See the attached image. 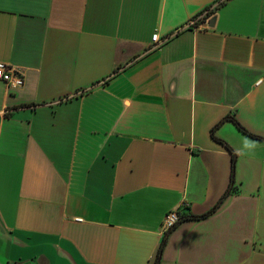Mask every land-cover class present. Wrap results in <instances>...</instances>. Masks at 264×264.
Here are the masks:
<instances>
[{"label":"crops","instance_id":"obj_1","mask_svg":"<svg viewBox=\"0 0 264 264\" xmlns=\"http://www.w3.org/2000/svg\"><path fill=\"white\" fill-rule=\"evenodd\" d=\"M0 61V264H153L229 187L158 264H264V0H0Z\"/></svg>","mask_w":264,"mask_h":264},{"label":"built area","instance_id":"obj_2","mask_svg":"<svg viewBox=\"0 0 264 264\" xmlns=\"http://www.w3.org/2000/svg\"><path fill=\"white\" fill-rule=\"evenodd\" d=\"M210 11L211 10L208 9L203 13L199 14L198 16L192 18L188 22V25L195 27H202L203 25L205 26L206 22L202 19ZM151 40L155 43V45L161 42L157 33L152 34ZM0 81L5 82L8 87H21L24 83L23 73L20 70L14 68L13 66L0 61ZM259 82L260 80L258 81V83ZM184 208H187L186 203H182L180 206L170 209L164 215L160 224V231L162 234H165L170 231L180 221L181 216L184 213Z\"/></svg>","mask_w":264,"mask_h":264},{"label":"trees","instance_id":"obj_3","mask_svg":"<svg viewBox=\"0 0 264 264\" xmlns=\"http://www.w3.org/2000/svg\"><path fill=\"white\" fill-rule=\"evenodd\" d=\"M210 14H213V12L211 13V12H209V13H207L204 17H203V21L207 18V16H209ZM232 120H233V122L236 124V126L241 130V131H243L244 133H247V134H249V135H251V136H254V137H257L256 135H253V134H251V133H249L248 131H246L240 124H239V122L238 121H236L235 119H233L232 118ZM260 138V137H259ZM234 162H235V155L234 154H232V167L234 168ZM232 174H231V179H232ZM231 190H232V187H229L224 193H223V195L220 197V199L217 201V203L209 210V211H207L206 213H204V214H201V215H193V214H189V213H187L186 212V210L188 209V207L187 208H184L183 210H184V213H183V215L181 216V219H180V221L181 220H183V219H185V218H203V217H205V216H207L208 214H210L211 212H213L220 204H221V202L224 200V198L231 192ZM167 235H168V233H165V235L162 237V240H161V242H160V245H159V247H158V250H157V254H156V257H155V260H154V263L153 264H158L159 263V260H160V256H161V252H162V249H163V247H164V245H165V242H166V239H167Z\"/></svg>","mask_w":264,"mask_h":264},{"label":"water","instance_id":"obj_4","mask_svg":"<svg viewBox=\"0 0 264 264\" xmlns=\"http://www.w3.org/2000/svg\"><path fill=\"white\" fill-rule=\"evenodd\" d=\"M213 23H214V17L209 21L208 25H209V26H212Z\"/></svg>","mask_w":264,"mask_h":264}]
</instances>
